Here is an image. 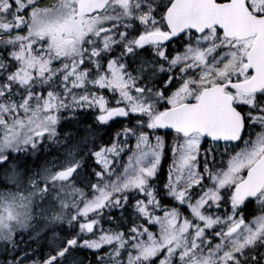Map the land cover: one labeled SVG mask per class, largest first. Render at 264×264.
Instances as JSON below:
<instances>
[{
	"label": "snow or ice",
	"instance_id": "snow-or-ice-1",
	"mask_svg": "<svg viewBox=\"0 0 264 264\" xmlns=\"http://www.w3.org/2000/svg\"><path fill=\"white\" fill-rule=\"evenodd\" d=\"M25 262L264 264V0H0V264Z\"/></svg>",
	"mask_w": 264,
	"mask_h": 264
},
{
	"label": "trees",
	"instance_id": "trees-1",
	"mask_svg": "<svg viewBox=\"0 0 264 264\" xmlns=\"http://www.w3.org/2000/svg\"><path fill=\"white\" fill-rule=\"evenodd\" d=\"M50 2H52V1H50ZM54 2V1H53ZM101 131H103V130H101ZM105 139H107V137H104ZM168 165H169V161L167 160L166 162H164V165H163V167H164V170H165V173H166V171H167V168H168ZM33 246H35V248H31V249H36V248H39V244H37V243H34V244H32ZM45 251H47V249H45ZM25 264H30V262H25Z\"/></svg>",
	"mask_w": 264,
	"mask_h": 264
},
{
	"label": "rangeland",
	"instance_id": "rangeland-1",
	"mask_svg": "<svg viewBox=\"0 0 264 264\" xmlns=\"http://www.w3.org/2000/svg\"><path fill=\"white\" fill-rule=\"evenodd\" d=\"M168 139H169V143H171L172 142L171 138H168ZM168 161H169V163H171V156L170 155H169Z\"/></svg>",
	"mask_w": 264,
	"mask_h": 264
},
{
	"label": "flooded vegetation",
	"instance_id": "flooded-vegetation-1",
	"mask_svg": "<svg viewBox=\"0 0 264 264\" xmlns=\"http://www.w3.org/2000/svg\"><path fill=\"white\" fill-rule=\"evenodd\" d=\"M50 1L53 2L54 0H47V2H50ZM32 247L35 248V246L31 245V247H30L28 250L31 251V248H32ZM36 249H38V248H36Z\"/></svg>",
	"mask_w": 264,
	"mask_h": 264
}]
</instances>
